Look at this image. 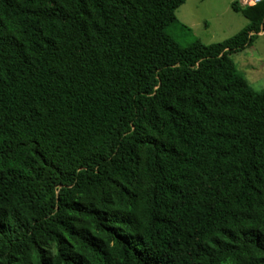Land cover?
Segmentation results:
<instances>
[{
    "label": "trees",
    "instance_id": "1",
    "mask_svg": "<svg viewBox=\"0 0 264 264\" xmlns=\"http://www.w3.org/2000/svg\"><path fill=\"white\" fill-rule=\"evenodd\" d=\"M188 0H0V264H264V92L180 46Z\"/></svg>",
    "mask_w": 264,
    "mask_h": 264
},
{
    "label": "rangeland",
    "instance_id": "2",
    "mask_svg": "<svg viewBox=\"0 0 264 264\" xmlns=\"http://www.w3.org/2000/svg\"><path fill=\"white\" fill-rule=\"evenodd\" d=\"M235 2L239 0H188L177 10L176 18L190 32L174 27L169 30L170 36L182 47L197 40L210 46L234 38L249 24L246 18L232 10ZM231 59L254 92H264V35Z\"/></svg>",
    "mask_w": 264,
    "mask_h": 264
},
{
    "label": "built area",
    "instance_id": "3",
    "mask_svg": "<svg viewBox=\"0 0 264 264\" xmlns=\"http://www.w3.org/2000/svg\"><path fill=\"white\" fill-rule=\"evenodd\" d=\"M263 1L264 0H248V2H247V0H246L244 6H251L252 7V6H255V5L262 3Z\"/></svg>",
    "mask_w": 264,
    "mask_h": 264
},
{
    "label": "crops",
    "instance_id": "4",
    "mask_svg": "<svg viewBox=\"0 0 264 264\" xmlns=\"http://www.w3.org/2000/svg\"><path fill=\"white\" fill-rule=\"evenodd\" d=\"M245 0H239V4L244 7Z\"/></svg>",
    "mask_w": 264,
    "mask_h": 264
}]
</instances>
